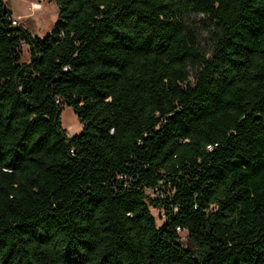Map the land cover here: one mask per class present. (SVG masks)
<instances>
[{
	"label": "trees",
	"instance_id": "trees-1",
	"mask_svg": "<svg viewBox=\"0 0 264 264\" xmlns=\"http://www.w3.org/2000/svg\"><path fill=\"white\" fill-rule=\"evenodd\" d=\"M54 1L0 0V264H264V0Z\"/></svg>",
	"mask_w": 264,
	"mask_h": 264
},
{
	"label": "rangeland",
	"instance_id": "rangeland-1",
	"mask_svg": "<svg viewBox=\"0 0 264 264\" xmlns=\"http://www.w3.org/2000/svg\"><path fill=\"white\" fill-rule=\"evenodd\" d=\"M7 7L12 11L13 16L18 19V24L28 28L33 34L45 36L53 28L59 17V7L54 0H6ZM186 21L197 26L199 39L204 49H209L210 38L209 28L214 24L209 18L202 14H191ZM24 59L29 60V50L27 45H23ZM192 77L196 73V66L190 65ZM61 123L69 135L77 134L82 130V123L71 106L64 105L61 113ZM158 225L164 220L159 210L152 209ZM180 235L185 243H188V232L181 230Z\"/></svg>",
	"mask_w": 264,
	"mask_h": 264
},
{
	"label": "built area",
	"instance_id": "built-area-1",
	"mask_svg": "<svg viewBox=\"0 0 264 264\" xmlns=\"http://www.w3.org/2000/svg\"><path fill=\"white\" fill-rule=\"evenodd\" d=\"M13 23L14 24H17L18 23V19L17 18H15L14 16H13ZM182 229H180V227H178V231L180 232ZM185 231V230H184Z\"/></svg>",
	"mask_w": 264,
	"mask_h": 264
}]
</instances>
